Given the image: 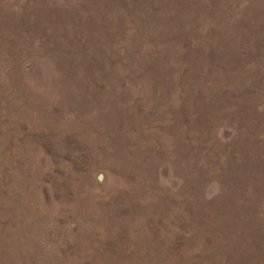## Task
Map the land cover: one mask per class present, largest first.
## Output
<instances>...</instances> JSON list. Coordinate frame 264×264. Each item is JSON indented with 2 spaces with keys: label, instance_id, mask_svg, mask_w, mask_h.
<instances>
[{
  "label": "rangeland",
  "instance_id": "1",
  "mask_svg": "<svg viewBox=\"0 0 264 264\" xmlns=\"http://www.w3.org/2000/svg\"><path fill=\"white\" fill-rule=\"evenodd\" d=\"M0 264H264V0H0Z\"/></svg>",
  "mask_w": 264,
  "mask_h": 264
}]
</instances>
